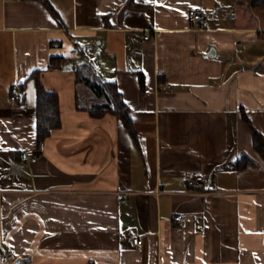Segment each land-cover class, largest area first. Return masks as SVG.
<instances>
[{"label": "crops", "instance_id": "crops-1", "mask_svg": "<svg viewBox=\"0 0 264 264\" xmlns=\"http://www.w3.org/2000/svg\"><path fill=\"white\" fill-rule=\"evenodd\" d=\"M197 7L207 21L195 30ZM84 62L117 83L136 137L115 115L77 108L87 88L74 68ZM37 71L58 94L62 121L41 145ZM243 110L264 139V7L0 0V255L14 252L15 264H264V155ZM195 175L206 177L201 190L183 180ZM128 236L142 244L130 247Z\"/></svg>", "mask_w": 264, "mask_h": 264}, {"label": "trees", "instance_id": "trees-1", "mask_svg": "<svg viewBox=\"0 0 264 264\" xmlns=\"http://www.w3.org/2000/svg\"><path fill=\"white\" fill-rule=\"evenodd\" d=\"M251 7H264V0H247ZM68 61L65 58L52 59L50 68H55L58 63ZM77 84H82L87 88V94L82 96L77 92L76 104L80 110L88 111L95 118H102L106 114L117 116L121 122L128 128L131 135L136 137V128L132 118V109L125 102L118 85L114 81L103 79L89 62L76 65ZM41 72L32 74L36 80L37 95V137L41 145L52 133L61 127L62 121L59 110V96L55 92L48 91L42 84ZM140 87L145 88V77L143 73L139 76ZM24 88V87H23ZM23 91V90H22ZM245 122L251 127L253 143L255 149L264 155V139L261 133L252 125L251 120L242 111ZM15 153L12 154L14 156ZM246 158H243V162ZM242 161V160H241ZM242 163V162H241ZM240 163V164H241ZM90 264H95L90 262Z\"/></svg>", "mask_w": 264, "mask_h": 264}, {"label": "built area", "instance_id": "built-area-1", "mask_svg": "<svg viewBox=\"0 0 264 264\" xmlns=\"http://www.w3.org/2000/svg\"><path fill=\"white\" fill-rule=\"evenodd\" d=\"M189 20L192 24L193 29H201L206 25L207 17L205 11L200 8H194L189 11ZM157 34V31L154 32V35ZM151 38V34L145 36V39L148 40ZM162 86H167L163 84ZM23 91L20 85H16L11 94V102L14 106L20 105L23 98ZM42 153V146L38 150L28 151L26 153V158L28 162L34 163L39 160ZM184 182L189 185L193 190H201L205 187L206 177L203 175L187 176L183 178ZM175 224L183 228L184 227V217L182 214H177L174 216ZM127 243L130 247H137L142 244L141 236H128ZM1 264H15L17 261V255L9 250H4L0 255Z\"/></svg>", "mask_w": 264, "mask_h": 264}]
</instances>
